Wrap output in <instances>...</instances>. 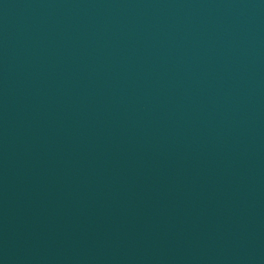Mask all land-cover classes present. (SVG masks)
Returning <instances> with one entry per match:
<instances>
[{
	"label": "water",
	"instance_id": "95a60500",
	"mask_svg": "<svg viewBox=\"0 0 264 264\" xmlns=\"http://www.w3.org/2000/svg\"><path fill=\"white\" fill-rule=\"evenodd\" d=\"M0 264H264V0H0Z\"/></svg>",
	"mask_w": 264,
	"mask_h": 264
}]
</instances>
